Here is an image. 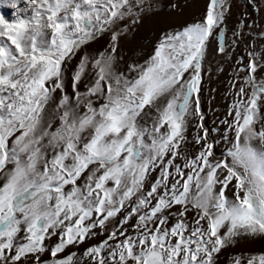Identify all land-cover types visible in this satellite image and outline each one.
I'll use <instances>...</instances> for the list:
<instances>
[{
  "label": "snow or ice",
  "instance_id": "obj_1",
  "mask_svg": "<svg viewBox=\"0 0 264 264\" xmlns=\"http://www.w3.org/2000/svg\"><path fill=\"white\" fill-rule=\"evenodd\" d=\"M17 3L0 0L16 9L0 14V264H217L264 240V46L247 39L258 19L245 9L229 29L231 0H208L121 70L122 40L176 0ZM248 5L259 16L264 0ZM210 40L225 61L241 44L247 56L230 65L222 128L201 108Z\"/></svg>",
  "mask_w": 264,
  "mask_h": 264
},
{
  "label": "rangeland",
  "instance_id": "obj_2",
  "mask_svg": "<svg viewBox=\"0 0 264 264\" xmlns=\"http://www.w3.org/2000/svg\"><path fill=\"white\" fill-rule=\"evenodd\" d=\"M169 0H162L163 4H167ZM176 2L181 6L176 11H165L160 12L157 15L149 17L145 20L144 24L141 25L134 36H130L127 39H123L121 42V47L118 48V53L124 57L122 61L119 62L118 67L121 70L126 69L127 63L129 60H137L143 62L144 59L150 54L152 48V42L155 40V36L159 34V30L162 27H179L185 23L192 22L194 19L200 17L205 11L208 0H176ZM259 2V0H257ZM233 5L230 9V15L228 16L226 23L228 24L229 29L232 28L234 24L237 23L240 18V13L247 9V13L251 19H258L260 26H254L250 30V35L248 36V41L254 42L256 45V51L261 52V46H264V35H261L264 32V9H262L259 16L253 11L252 7L248 5V0H231ZM22 7L24 3L22 0ZM19 4L17 8H22ZM16 9L0 4V14L4 15L6 19L13 18V12ZM246 31H249L246 29ZM140 33V34H139ZM138 34V35H137ZM155 34V35H154ZM227 38L230 39L231 31L226 34ZM138 39V40H137ZM135 40V41H134ZM137 42V43H136ZM107 43V36L102 39L92 42L87 46L86 51L89 54H95L96 50H102ZM216 41L210 40L209 43V56L206 61V67L210 64L212 71L210 75H204V80L202 82L200 100L201 108L205 113V124L207 127H223L219 124V120L223 119L228 105L231 103V97L227 95L228 93V81L231 78V67L230 65L234 64L235 57L237 55H244L245 61L247 56L244 52V45L241 44L236 48L233 53V59L225 61L222 57L217 54H213L212 49L215 47ZM133 52V53H132ZM134 56V57H133ZM128 57V58H127ZM130 57V58H129ZM133 57V58H132ZM79 56L72 61L70 67H74L78 62ZM77 60V61H76ZM122 63V65H121ZM218 66L224 67V72H217L216 68ZM257 78H264V73L258 72ZM82 87V86H81ZM212 89H215L213 92ZM147 111V108H146ZM262 115H264V109L261 110ZM151 113H149V117ZM148 118V117H146ZM215 122V123H214ZM58 123V122H54ZM259 127V125H257ZM194 132L192 127H189L188 137L191 139V136ZM223 145H221L222 147ZM191 148V145L188 146ZM221 147L217 148V153L221 150ZM155 175V173L153 174ZM226 195L231 197V192H226ZM134 221H130L133 223ZM103 237L93 238L91 240H86L84 244H81L79 247H71L65 251H75L78 254L82 253L84 249L88 246H91L94 243L99 242V239ZM56 237H52L54 242ZM49 241H46L48 243ZM264 253V240H247L239 243L236 247L222 249L221 253L218 255L217 264H229V258L237 254H259ZM47 255V254H45Z\"/></svg>",
  "mask_w": 264,
  "mask_h": 264
},
{
  "label": "bare ground",
  "instance_id": "obj_3",
  "mask_svg": "<svg viewBox=\"0 0 264 264\" xmlns=\"http://www.w3.org/2000/svg\"><path fill=\"white\" fill-rule=\"evenodd\" d=\"M19 4H20V5L22 4V0H18L17 6H18ZM6 7L9 8V6H6ZM21 7H22V5H21ZM139 34H140V33H139ZM137 35H138V34H137ZM133 36H134V35H133ZM137 40H138V39H137ZM134 41H135V40H134ZM136 43H137V42H136ZM132 53H133V52H132ZM133 57H134V56H133ZM133 57H132V58H133ZM123 58H124V57H123ZM127 58H128V57H127ZM129 58H130V57H129ZM76 61H77V60H76ZM129 61H130V60H129ZM121 65H122V63H121Z\"/></svg>",
  "mask_w": 264,
  "mask_h": 264
}]
</instances>
